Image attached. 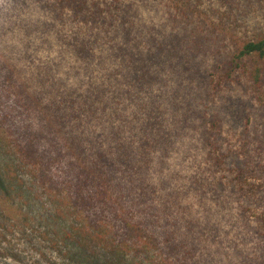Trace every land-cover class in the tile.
Masks as SVG:
<instances>
[{
    "label": "rangeland",
    "instance_id": "1",
    "mask_svg": "<svg viewBox=\"0 0 264 264\" xmlns=\"http://www.w3.org/2000/svg\"><path fill=\"white\" fill-rule=\"evenodd\" d=\"M198 3L201 12L192 17L203 29L201 46L179 39L156 50L157 41L168 39L162 23L172 5L153 0L137 12L148 23L140 30L157 40L143 44L160 56L141 91L114 96L127 115L116 134L94 118L77 124L70 110L57 107L70 91L84 95L91 83L106 82L104 74L114 69L96 58L89 65L71 51L76 30H84L80 38L90 33L74 19L84 6L0 0V264H88L62 237L80 241L79 230L82 241L106 238L112 225L119 237L124 231L128 239L140 237L158 254L150 237L162 242L163 220L165 228L179 222L175 241L185 245L180 253L190 264H261L264 55L234 54L241 41L264 34V0ZM90 48L105 53L107 44L101 37ZM119 79L111 77L109 92ZM122 145L130 167L97 154L110 146L116 157ZM152 213L163 219L159 225L158 217L149 226L139 223ZM93 224L103 226L94 231ZM47 229L62 246L54 248ZM98 250L102 259V251L109 254Z\"/></svg>",
    "mask_w": 264,
    "mask_h": 264
},
{
    "label": "trees",
    "instance_id": "2",
    "mask_svg": "<svg viewBox=\"0 0 264 264\" xmlns=\"http://www.w3.org/2000/svg\"><path fill=\"white\" fill-rule=\"evenodd\" d=\"M71 1L73 2L74 7L78 10L82 9L84 6L85 12L83 15H78L76 16L78 18L74 19L77 21L81 18L80 21H83L84 27L89 28L90 32L86 36L80 35L82 37L80 38L78 36L80 33L79 31L84 30H76L75 34L77 35L74 38L75 41L71 51L78 56L79 54H84L85 56H83L88 60L89 65L93 58L102 61L107 60L115 63V65L114 69H111L104 74L106 82L101 78L100 82L91 83L89 88L86 89L84 95H72L70 91L67 99L62 103L58 102L57 107H63L66 110H70L75 119H77V124H80L83 116H86L87 118H94L98 122L100 121V127L102 129H107L109 131L113 129V132L117 134L118 132L125 130L126 127L124 126V122L126 121L127 115L123 111L125 107L122 106L121 110L119 105L115 102L114 96L119 95V90H122V92L129 95L136 90L141 91L145 86L144 84L148 82L149 75L147 68L151 62L158 59V55L160 56V51L156 52L143 44L148 42V40H157L150 35L149 32H143L140 30L141 27L148 25V23L144 22L145 19L142 17L141 13H137L141 7H147L153 0ZM218 1L224 4L226 0ZM165 2L169 4V7L172 5L174 11L167 9L168 13L164 15V23H162V25L169 26V32L166 31L168 33L166 36L168 39L157 41L156 50H161L162 45H165L167 42L174 43L180 41L179 39L185 43L189 40L193 47L196 45H203L201 41L202 35L199 32L203 30L202 28H199L200 21L193 19L194 17H192L193 13L196 16L198 11L201 12L198 0H165ZM134 16L138 18L137 21L134 19ZM142 23H144V25ZM147 27L150 29L153 28L152 26ZM177 33L181 34L177 36ZM101 37L103 42L107 44V50L105 53L102 50L100 54H95L90 48L91 42H98ZM76 40L78 41L76 42ZM141 44L142 46L140 47ZM108 52L109 55L112 56H105ZM251 54L264 55V34L253 39L241 41L236 46V53L234 56L240 58ZM155 55H157L156 58ZM119 76L121 77L122 82L116 83L114 91L111 90V92H109L111 77L119 79ZM107 92L112 94L109 95ZM104 96L107 97L106 100L103 99ZM143 107L144 105L141 102H138V109H142ZM146 125L147 123L142 126V129H144ZM149 128H151V126ZM128 149V147L122 145L118 148V156L115 157L114 152L111 153L112 147L108 146L104 151L99 150L97 154L99 155V158L105 159L113 165H115L114 163H118L119 165L123 164V167H130ZM106 166L108 167L109 164L107 163ZM135 166L133 169H138V171L141 169L140 166ZM99 171L102 173L103 169L96 170V172ZM0 180L4 182L2 174ZM10 181L12 180L8 179L9 184ZM119 188L122 187L119 186ZM120 193L121 198L124 197L125 199H128V194L124 189H120ZM140 194H142V192ZM153 217H158L156 219L157 225L163 220L157 213H152L149 215L148 219H145L142 216L139 223L145 224L146 226H149L150 222L154 224ZM165 222L166 221L163 220L161 223V228L163 229L162 242H160L155 235L150 237L156 247L155 250H152L158 254H152L148 249V247H150L148 243L141 242L140 237L129 234L128 236L134 238L128 239L124 236L125 231L121 233L123 238L119 237L120 235L116 230L114 231L113 225L112 230L107 233L108 237L106 236V238L99 237V235L93 237V240H89L90 237H92L89 236L88 240H85L87 239L85 238L83 239L84 241H82L79 230L76 231V233L79 235L80 241L78 237L73 242L70 241V238H62L65 239L68 245L71 244L75 246L77 250L76 253L79 251L84 253V260L88 264H190L187 257L184 255V252L180 253L182 248L184 250L185 245L182 241L179 242L178 240V244L175 241V237L179 231V224H177L179 222L175 221L170 228L164 227ZM102 226L103 225L100 224L89 225L94 231L101 229ZM108 226L110 227V225ZM47 232L53 236L52 238L49 235H46L47 240L52 242L54 248L57 249L59 246H62V238L60 240L57 239L52 230L47 229ZM84 232L86 236L93 235L91 230L90 232L92 234H89L88 230ZM152 232L158 234L159 231ZM89 246L102 250L108 248L109 254L102 251V253L105 254L102 259L99 253L101 250L93 249L94 254L89 251ZM191 249L192 248L189 246L188 250ZM185 253L186 255L188 254V252ZM261 264H264V259H261Z\"/></svg>",
    "mask_w": 264,
    "mask_h": 264
}]
</instances>
